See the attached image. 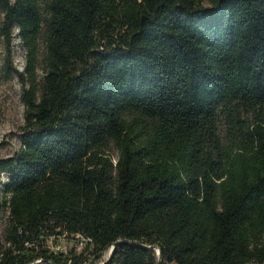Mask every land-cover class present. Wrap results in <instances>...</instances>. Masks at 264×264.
Segmentation results:
<instances>
[{
  "label": "trees",
  "instance_id": "1",
  "mask_svg": "<svg viewBox=\"0 0 264 264\" xmlns=\"http://www.w3.org/2000/svg\"><path fill=\"white\" fill-rule=\"evenodd\" d=\"M209 1L0 0L26 120L0 160V264H87L118 241L105 264H158L142 244L161 264H264V0ZM57 233L82 252L46 249Z\"/></svg>",
  "mask_w": 264,
  "mask_h": 264
},
{
  "label": "rangeland",
  "instance_id": "2",
  "mask_svg": "<svg viewBox=\"0 0 264 264\" xmlns=\"http://www.w3.org/2000/svg\"><path fill=\"white\" fill-rule=\"evenodd\" d=\"M203 4L206 8L211 7L209 0H203ZM1 19V13H0ZM44 50V44L42 45ZM13 58L15 64L20 70L24 69L26 58L25 49L23 48L19 38H15L13 45ZM8 46L7 43L0 38V160L9 158L20 148L22 142L23 127L25 126V105L23 103V85L21 80L16 75H11L8 72ZM251 115L246 112L238 113L235 116L237 120H233V116L221 115L219 119V140L220 143L226 145L240 136V120H246ZM251 118L250 121H253ZM105 155L111 156L113 159H117L119 156L118 145L114 141L108 142L105 147ZM0 171H2L0 169ZM4 175L0 172V198L2 196V183ZM6 216V215H4ZM3 216V217H4ZM7 220L4 219L0 224V233L6 230ZM47 246L58 250L61 253H69L75 251L77 253L82 252L84 245L82 240L72 235L54 234L50 235ZM108 258V253H105L102 258H91L87 261V264H102L104 260Z\"/></svg>",
  "mask_w": 264,
  "mask_h": 264
},
{
  "label": "water",
  "instance_id": "3",
  "mask_svg": "<svg viewBox=\"0 0 264 264\" xmlns=\"http://www.w3.org/2000/svg\"><path fill=\"white\" fill-rule=\"evenodd\" d=\"M121 243V241H118L116 243H114L112 245V247L110 248L109 250V253H108V259L112 256L115 248ZM128 243V242H127ZM142 246L146 247V248H149V249H152V250H155L157 252V254L159 255V261H158V264H161V248L158 246V245H148V244H142ZM107 259V260H108ZM106 260V261H107ZM102 264H105V262H103Z\"/></svg>",
  "mask_w": 264,
  "mask_h": 264
},
{
  "label": "built area",
  "instance_id": "4",
  "mask_svg": "<svg viewBox=\"0 0 264 264\" xmlns=\"http://www.w3.org/2000/svg\"><path fill=\"white\" fill-rule=\"evenodd\" d=\"M64 235H66V234H64ZM80 237V235H77L76 236V238H79ZM50 238V237H49ZM49 238H47L44 242H43V246L46 248V249H48V250H51V251H54V252H56V253H61L62 251L61 250H58V249H55V248H50V247H48L47 246V243L49 242ZM80 239V238H79ZM61 251V252H60ZM41 260L39 259V260H37V262H40Z\"/></svg>",
  "mask_w": 264,
  "mask_h": 264
}]
</instances>
